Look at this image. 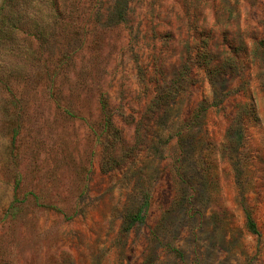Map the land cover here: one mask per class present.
Here are the masks:
<instances>
[{
    "label": "rangeland",
    "instance_id": "374dc122",
    "mask_svg": "<svg viewBox=\"0 0 264 264\" xmlns=\"http://www.w3.org/2000/svg\"><path fill=\"white\" fill-rule=\"evenodd\" d=\"M18 8L0 264H264V0Z\"/></svg>",
    "mask_w": 264,
    "mask_h": 264
},
{
    "label": "trees",
    "instance_id": "16d2710c",
    "mask_svg": "<svg viewBox=\"0 0 264 264\" xmlns=\"http://www.w3.org/2000/svg\"><path fill=\"white\" fill-rule=\"evenodd\" d=\"M21 0H0V46L10 41V38L19 30L20 13L18 6ZM250 230L256 233L253 221L247 218Z\"/></svg>",
    "mask_w": 264,
    "mask_h": 264
}]
</instances>
